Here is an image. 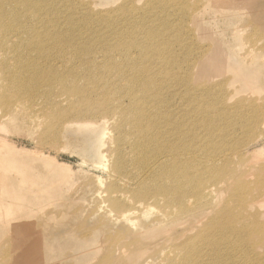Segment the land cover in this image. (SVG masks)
Returning a JSON list of instances; mask_svg holds the SVG:
<instances>
[{
    "label": "bare ground",
    "instance_id": "obj_1",
    "mask_svg": "<svg viewBox=\"0 0 264 264\" xmlns=\"http://www.w3.org/2000/svg\"><path fill=\"white\" fill-rule=\"evenodd\" d=\"M133 2L124 0L101 33V26H88L99 12L85 0H0V79L10 81L9 86L0 87V104L6 107L0 115V132L17 114L25 115V124L38 133L61 135L73 128L109 127L113 135L96 129L89 137L91 156L99 167L107 168V179H113L102 191L96 188L98 209L106 212L110 222L128 227L133 219L156 209L163 212L162 217L179 215L177 219L186 218L185 223L190 219L167 245L141 257V264L154 257H158L157 264H264V232L255 225L259 213H252L256 201L264 199V172L252 174L255 167L237 172L231 154L210 138L209 127L202 134L185 131L182 123L171 121L173 111L161 114L159 126L147 121L152 114L141 104L155 102L158 105L148 108L167 109L161 92L170 93L165 88L171 79H167V68L156 67L163 51L154 40L148 41L142 25L132 20L139 12ZM123 22L128 26L126 32L120 31ZM192 101L186 99L193 106ZM190 112L182 113L183 121ZM59 144L63 143L59 140ZM104 144L105 154L101 151ZM9 145L0 138V171L4 173L8 160L2 152L15 148ZM7 158H11L10 152ZM258 170L264 171V164ZM2 172L0 193L5 192L11 201L18 199L24 194V179L20 178V184L11 183ZM246 176L254 178V189L248 187ZM222 192L231 195L223 205ZM4 202L0 198V214ZM203 214L208 218L200 225L198 217ZM198 223L195 233H185ZM128 227H123L118 237L128 235ZM140 228L139 232L144 226ZM137 241L117 239L104 261L112 258L113 251L121 256L131 252L132 246L140 243ZM133 257L128 258L137 260Z\"/></svg>",
    "mask_w": 264,
    "mask_h": 264
},
{
    "label": "rangeland",
    "instance_id": "obj_2",
    "mask_svg": "<svg viewBox=\"0 0 264 264\" xmlns=\"http://www.w3.org/2000/svg\"><path fill=\"white\" fill-rule=\"evenodd\" d=\"M85 2L91 4L95 13L99 12L90 18L89 28L101 26L103 33L105 23L115 16L114 10L124 0ZM133 4L139 12L132 20L141 24L148 41L154 40L163 51L156 67L167 68L170 75L167 79H171L165 88L170 93L161 92L168 102L167 109L148 108L150 104L158 105L155 102L141 104L148 115L152 114L147 121L156 126L162 121V113L173 111L171 121L182 123L185 131L192 129L202 134L209 127L210 138L231 154L237 172L255 167L252 174L263 173L258 167L264 164V0H134ZM60 27L66 29L64 24ZM117 28L118 25L112 27ZM127 30L126 24L120 29ZM9 84V79H0V87ZM189 97L195 101L193 106L186 103ZM189 110L190 116L183 121L182 113ZM5 111L6 107L0 104V115ZM26 112L28 115L29 110ZM23 118V114L15 115L0 132V138L15 147L2 152L8 160V169L0 172L11 183L20 184L24 179V194L18 199L11 201L5 192L0 193V198L7 201L0 214L4 219L0 221V264H141V257L167 245L175 232L188 225L190 219L185 223L186 218L177 219L179 215L162 217L163 212L157 209L146 217L133 219L130 227L110 222L106 212L98 209L100 204L94 192L98 187L102 191L113 179H107V168L99 167L91 156L89 137L96 129H105L113 135L111 129L93 125L87 130L73 128L61 135L35 133ZM161 129L166 131L164 126ZM39 145L41 148H37ZM103 147L104 153L107 144ZM9 152L11 158H7ZM247 177L245 182H250L248 187L254 189V178ZM230 196L222 192L221 205ZM256 202L252 213L259 214L253 224L264 232V199ZM231 205L236 203L232 200ZM198 218L200 225L207 219L204 214ZM200 225L185 233L192 235ZM123 227L130 228V232L118 237ZM134 238L140 243H135L131 252L121 256L113 251L112 258L104 261L117 239ZM131 256H137V260L133 257L131 261L128 258ZM157 258L149 259L148 264H157Z\"/></svg>",
    "mask_w": 264,
    "mask_h": 264
}]
</instances>
